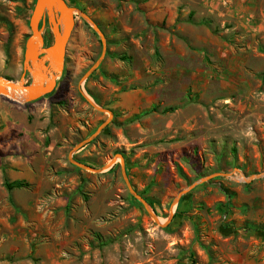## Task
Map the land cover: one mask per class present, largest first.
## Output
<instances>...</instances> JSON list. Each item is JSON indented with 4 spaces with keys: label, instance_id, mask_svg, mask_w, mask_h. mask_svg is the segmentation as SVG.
Instances as JSON below:
<instances>
[{
    "label": "rangeland",
    "instance_id": "obj_1",
    "mask_svg": "<svg viewBox=\"0 0 264 264\" xmlns=\"http://www.w3.org/2000/svg\"><path fill=\"white\" fill-rule=\"evenodd\" d=\"M67 1L98 30L0 93V264H264V0ZM35 4L0 0L1 78L32 82Z\"/></svg>",
    "mask_w": 264,
    "mask_h": 264
},
{
    "label": "water",
    "instance_id": "obj_2",
    "mask_svg": "<svg viewBox=\"0 0 264 264\" xmlns=\"http://www.w3.org/2000/svg\"><path fill=\"white\" fill-rule=\"evenodd\" d=\"M51 7L59 11V17L53 28L54 41L46 45L40 23ZM77 13L90 21L93 27L97 29L96 24L84 12L76 7L70 6L66 0H36L35 7L30 17V28L32 33L27 40L25 51V66L32 75V82L16 83L8 80L11 83H4L2 80L6 81V79L0 77V79H2L0 80V93H8L6 86H10L13 89L27 88L29 90L28 93L32 95L36 93H49L54 89L57 83V77L64 67L66 46L75 25L74 15ZM97 66L98 63H96L92 70ZM98 108L103 110L102 107ZM106 124L107 122H104L100 129H103ZM100 129H98V131H100ZM89 140L90 139L86 141ZM86 141L81 143L78 147L84 143L86 144ZM72 161L87 169L102 171V169H95L76 160L72 159ZM123 173L132 193L144 204H147L146 199L132 189L125 170H123ZM180 195H182V193Z\"/></svg>",
    "mask_w": 264,
    "mask_h": 264
},
{
    "label": "bare ground",
    "instance_id": "obj_3",
    "mask_svg": "<svg viewBox=\"0 0 264 264\" xmlns=\"http://www.w3.org/2000/svg\"><path fill=\"white\" fill-rule=\"evenodd\" d=\"M0 80H2V79H0ZM4 83H11L10 81H8V80H2ZM7 87V89H8V92H11V93H14V94H18V95H26V94H28V92H29V90L27 89V88H22V89H13V88H11L10 86H6ZM7 95H9L8 93H7ZM29 95V94H28Z\"/></svg>",
    "mask_w": 264,
    "mask_h": 264
},
{
    "label": "trees",
    "instance_id": "obj_4",
    "mask_svg": "<svg viewBox=\"0 0 264 264\" xmlns=\"http://www.w3.org/2000/svg\"><path fill=\"white\" fill-rule=\"evenodd\" d=\"M66 1H67V0H66ZM67 2H68V1H67ZM68 4L71 5L70 2H68ZM46 45H47V43H46ZM5 185L7 186V188H8L9 190H11L13 187H20V186H23L24 183H23L22 181H13V182H7V181H5Z\"/></svg>",
    "mask_w": 264,
    "mask_h": 264
},
{
    "label": "flooded vegetation",
    "instance_id": "obj_5",
    "mask_svg": "<svg viewBox=\"0 0 264 264\" xmlns=\"http://www.w3.org/2000/svg\"><path fill=\"white\" fill-rule=\"evenodd\" d=\"M44 24V18L41 20L40 26H42ZM27 75H30V78L32 80V75L30 73V71L27 70ZM28 83H31L30 81H28Z\"/></svg>",
    "mask_w": 264,
    "mask_h": 264
}]
</instances>
